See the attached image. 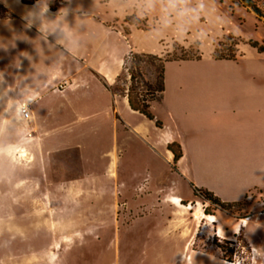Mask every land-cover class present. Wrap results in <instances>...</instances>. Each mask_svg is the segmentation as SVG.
I'll return each mask as SVG.
<instances>
[{
  "label": "rangeland",
  "instance_id": "374dc122",
  "mask_svg": "<svg viewBox=\"0 0 264 264\" xmlns=\"http://www.w3.org/2000/svg\"><path fill=\"white\" fill-rule=\"evenodd\" d=\"M155 1L158 14L166 17L164 8L159 10L162 0ZM256 1L262 18L244 6L231 10L230 0H178L172 12L180 13L165 21L155 36L161 39L159 52L126 55L112 90L123 94L132 87L136 101L145 98L152 105L161 97L155 90L161 86L166 59H194L201 54L238 57L244 52L245 58L252 54L264 63V53L250 44L251 40L264 44V0ZM156 23L134 14L126 19L125 32L130 33L132 25L149 29ZM4 54L0 42V66ZM129 69L135 75L133 82ZM19 72L15 67L7 76L4 72L5 83L14 92L0 93V264H232L235 255L246 264H264L250 251L264 248L262 191L229 203L210 190L196 189L192 212L197 214L198 205L217 220L204 218L198 229L188 212L175 211L165 202L179 179L175 160L128 158L140 168L122 169L120 176L116 171L82 169L83 147L88 143L49 140L53 125L41 122L54 121L51 111L44 115L33 109L26 118L13 109L4 119L9 97L22 99ZM150 165L153 169H148ZM74 180L78 182L64 188ZM246 218L249 222L244 225ZM180 246L187 247L185 252H171Z\"/></svg>",
  "mask_w": 264,
  "mask_h": 264
},
{
  "label": "crops",
  "instance_id": "0c3cea01",
  "mask_svg": "<svg viewBox=\"0 0 264 264\" xmlns=\"http://www.w3.org/2000/svg\"><path fill=\"white\" fill-rule=\"evenodd\" d=\"M36 2L0 0V42L5 46L0 71L7 76L20 59L18 93L22 99L35 94L30 111L53 113V122H41L53 125L49 140L88 143L82 169L120 176L122 169L140 168L128 158L173 163L169 146L178 144L179 179L165 202L175 211L188 212L198 229L206 213L198 205L197 214L192 212L196 189L210 190L229 203L243 201L254 191L264 195V63L252 54L245 58L244 52L235 59L201 54L166 62L165 90L151 105V120L130 106L127 91L116 94L112 86L126 55L159 52L157 31L180 13L172 12L180 2L162 0L163 17L155 0H51L50 16L43 23L55 31L47 35L24 27L22 16ZM61 8L66 17L55 16ZM134 14L148 22L156 19V26L132 25L126 33L124 23ZM6 85L0 93L12 94L13 86L7 91Z\"/></svg>",
  "mask_w": 264,
  "mask_h": 264
},
{
  "label": "clouds",
  "instance_id": "9594fccd",
  "mask_svg": "<svg viewBox=\"0 0 264 264\" xmlns=\"http://www.w3.org/2000/svg\"><path fill=\"white\" fill-rule=\"evenodd\" d=\"M50 2L51 0H37L36 4H34L31 8L25 10L22 19L25 22L24 27L26 29H31L33 27H36L39 32L45 35L53 33L55 31L53 27L43 23V20L48 19L50 16V11H49ZM55 16H59L62 18L66 17L67 11L61 8L55 14ZM14 67L16 69H19L21 67V61L19 58L15 61ZM0 84L6 85L4 79V72H0ZM5 87L7 91H11V85H6ZM35 99L36 96L35 94L32 93L24 96V98L21 100L15 99L14 97H9V99L5 103L3 118L6 119L7 112L13 109L15 110V113L17 115L27 113L28 112L27 106L29 105V103L34 102ZM250 251L252 253V256L257 260L264 259V248L252 247ZM224 264H227V262L224 261ZM232 264H246V261L242 257L235 255L233 257Z\"/></svg>",
  "mask_w": 264,
  "mask_h": 264
},
{
  "label": "trees",
  "instance_id": "16d2710c",
  "mask_svg": "<svg viewBox=\"0 0 264 264\" xmlns=\"http://www.w3.org/2000/svg\"><path fill=\"white\" fill-rule=\"evenodd\" d=\"M232 2V4L230 5V8L231 10L234 9V6L235 5H240V6H244L246 7L248 10L254 12L258 17L262 18L263 17V13H262V10L261 8L259 7V5L257 4V1L256 0H230ZM250 44L256 48H258L259 52L261 53H264V44H260L258 41H253L251 40L250 41ZM149 55L151 54H143V56L145 57H148ZM132 56L135 57H138L140 55L138 54H132ZM216 58H219V59H223V58H226V59H235L236 57H226V56H217L216 55ZM170 59H166L165 62H164V66H163V69H162V74H161V86L159 89L155 90V93H160V95L162 96L164 90H165V64L167 61H169ZM174 60V59H173ZM130 72V69L128 70ZM130 75H131V79H132V82L133 80L135 79V75L133 72H130ZM127 96L129 98V103H130V106L136 110V111H139L141 114L145 115L146 117H148L149 119L151 120H154L155 119V116L154 114L152 113L151 111V104H149L145 98L140 100V101H136V99L133 97L132 95V87L129 88L128 92H127ZM154 93H153V97H154ZM157 125L158 126H161V122L160 121H157ZM176 147H178L179 149L176 150ZM169 148L174 152V160L177 162L181 156H182V152H181V149H180V146L178 144H171L169 146ZM208 194H211L212 196V193L210 192H207ZM218 202H220V200L216 199Z\"/></svg>",
  "mask_w": 264,
  "mask_h": 264
},
{
  "label": "bare ground",
  "instance_id": "6f19581e",
  "mask_svg": "<svg viewBox=\"0 0 264 264\" xmlns=\"http://www.w3.org/2000/svg\"><path fill=\"white\" fill-rule=\"evenodd\" d=\"M204 218H206V219H208V220H210V221H212V222H216V219H215V217L214 216H212V215H204ZM248 222H249V219H244L243 220V224L245 225V224H248Z\"/></svg>",
  "mask_w": 264,
  "mask_h": 264
},
{
  "label": "built area",
  "instance_id": "2783aa9c",
  "mask_svg": "<svg viewBox=\"0 0 264 264\" xmlns=\"http://www.w3.org/2000/svg\"><path fill=\"white\" fill-rule=\"evenodd\" d=\"M28 107V106H27ZM26 118H29L30 117V110H29V108H28V112L27 113H24L23 114Z\"/></svg>",
  "mask_w": 264,
  "mask_h": 264
}]
</instances>
